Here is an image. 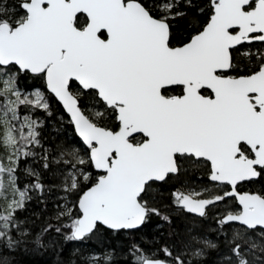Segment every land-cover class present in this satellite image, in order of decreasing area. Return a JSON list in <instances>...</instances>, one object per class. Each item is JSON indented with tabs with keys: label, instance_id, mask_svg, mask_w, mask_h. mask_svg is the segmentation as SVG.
Returning <instances> with one entry per match:
<instances>
[{
	"label": "snow or ice",
	"instance_id": "6c2138e0",
	"mask_svg": "<svg viewBox=\"0 0 264 264\" xmlns=\"http://www.w3.org/2000/svg\"><path fill=\"white\" fill-rule=\"evenodd\" d=\"M20 253L264 264V0H0V264Z\"/></svg>",
	"mask_w": 264,
	"mask_h": 264
},
{
	"label": "trees",
	"instance_id": "16d2710c",
	"mask_svg": "<svg viewBox=\"0 0 264 264\" xmlns=\"http://www.w3.org/2000/svg\"><path fill=\"white\" fill-rule=\"evenodd\" d=\"M33 208L34 210L39 211L40 205L35 204ZM156 231L157 229L155 227V224L151 225L149 229H147L149 236L153 235ZM14 264H57V259L56 256L51 253L44 255L35 253H20L16 256V261L14 262Z\"/></svg>",
	"mask_w": 264,
	"mask_h": 264
}]
</instances>
